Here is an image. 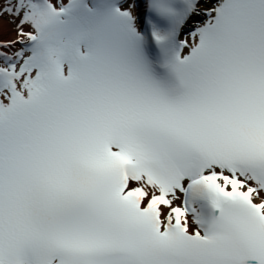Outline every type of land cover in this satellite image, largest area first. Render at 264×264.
<instances>
[{
	"label": "snow or ice",
	"instance_id": "obj_1",
	"mask_svg": "<svg viewBox=\"0 0 264 264\" xmlns=\"http://www.w3.org/2000/svg\"><path fill=\"white\" fill-rule=\"evenodd\" d=\"M0 264H264V0H0Z\"/></svg>",
	"mask_w": 264,
	"mask_h": 264
}]
</instances>
